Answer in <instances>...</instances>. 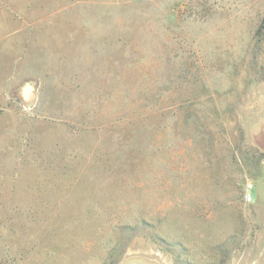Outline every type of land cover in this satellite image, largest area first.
Returning <instances> with one entry per match:
<instances>
[{
  "label": "rangeland",
  "instance_id": "374dc122",
  "mask_svg": "<svg viewBox=\"0 0 264 264\" xmlns=\"http://www.w3.org/2000/svg\"><path fill=\"white\" fill-rule=\"evenodd\" d=\"M0 264H264V0H0Z\"/></svg>",
  "mask_w": 264,
  "mask_h": 264
},
{
  "label": "built area",
  "instance_id": "2783aa9c",
  "mask_svg": "<svg viewBox=\"0 0 264 264\" xmlns=\"http://www.w3.org/2000/svg\"><path fill=\"white\" fill-rule=\"evenodd\" d=\"M248 200H251V196H248V198H247Z\"/></svg>",
  "mask_w": 264,
  "mask_h": 264
}]
</instances>
